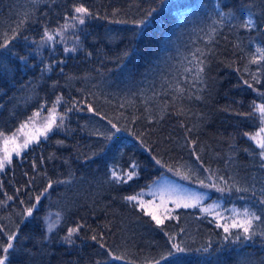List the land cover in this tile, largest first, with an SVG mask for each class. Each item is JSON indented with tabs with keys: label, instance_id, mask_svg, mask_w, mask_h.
I'll return each instance as SVG.
<instances>
[{
	"label": "trees",
	"instance_id": "16d2710c",
	"mask_svg": "<svg viewBox=\"0 0 264 264\" xmlns=\"http://www.w3.org/2000/svg\"><path fill=\"white\" fill-rule=\"evenodd\" d=\"M80 4L93 13L83 25L71 19ZM221 10L235 17L220 25ZM248 12L251 30L240 26ZM24 18L0 49V133L48 112L57 97V124L65 115L0 172V245L17 232L7 264H176V256L179 264H264V159L244 135L262 125L254 105L264 98L254 89L264 92V61L250 59L264 48V0H0V41ZM66 21L76 27L63 29ZM46 28L54 40L43 39ZM132 165L138 175L127 180ZM162 176L202 186L222 207L256 212L257 235L237 241L240 229L222 227L228 216L199 207L157 225L140 200L125 197ZM50 210L63 219L48 235ZM173 243L188 251L175 253Z\"/></svg>",
	"mask_w": 264,
	"mask_h": 264
},
{
	"label": "snow or ice",
	"instance_id": "6c2138e0",
	"mask_svg": "<svg viewBox=\"0 0 264 264\" xmlns=\"http://www.w3.org/2000/svg\"><path fill=\"white\" fill-rule=\"evenodd\" d=\"M218 7H219V5H218ZM153 11H155V10H153ZM74 12L77 15H75L71 19L73 21L78 22L80 25H83L85 23V17L93 15V13L90 12L89 8L85 7L83 4H80L79 6L74 7ZM148 15L150 16L151 12L148 13ZM218 15L222 18L221 20L217 21V23L220 25H223L225 23V20H227L228 22H231V20L235 17V13L231 10H229L228 12H224L221 10L218 13ZM26 22H27V18L20 20L19 24L17 25V28L12 30L13 35L11 36V38L6 37L2 41H0V49H4V48L8 47V45L11 43V41L14 40L17 35H19L18 29ZM121 22H124V21H121ZM145 22H146V20H139V21H133L132 23L143 25V24H145ZM240 26L245 28V29H249V30H251L252 28H255L257 26L255 20L253 19V14L251 12H248L247 18L244 20V22ZM68 27L75 28L76 23H72L71 25H69L66 21L65 24L63 25V29H66ZM54 31L60 32L62 34V29H57ZM212 31H213V33H215L216 30L213 29ZM43 39L45 41H51V40L55 39V36L53 35L52 32H50L46 28L45 29V35H44ZM210 39H211V37H210ZM65 51H76V48L73 47L72 49H65ZM257 52L260 54L259 59L252 58V59H250V63L260 64L261 61H264V48H258ZM125 55H127V53H125ZM193 55L195 56V54H193ZM201 55H202V53H201ZM196 59H197V64L199 66L198 70H197V77H199L200 73H202L204 70V67H203L204 66V60L200 59L199 57H196ZM245 71H248L247 67L245 68ZM252 79L254 82H259L257 75H253ZM243 83L245 85H247L249 88H253V84L249 83L248 80H244ZM254 90L258 92V95L260 97L264 98V92H260L258 89H254ZM60 99H62V97H57L56 104H54L53 108L50 110L49 117L46 118L43 126L40 129H37L36 133L34 135H28L27 138L24 139L22 144L16 143L15 134H13V137L11 138V143L14 145V147L12 148V152H15L17 155H19L20 152L23 149L28 148V146L30 144L38 142L40 139V136H44L45 138H47L48 133L51 132L54 127L60 128L63 126V119H64L65 114H60V123L57 124L56 105L59 103ZM254 106H255V110L257 112H259V114H260V119H261L262 125H264V103L259 104V105H254ZM71 110L72 109H67L66 111H71ZM88 110L94 111V109L92 108V106L90 104L88 105ZM97 115H99V113H97ZM35 116H39V112L34 113V117ZM32 120H33V117H29L28 121H26L25 124L21 125V129L26 127L27 123L31 122ZM113 127H115V125H113ZM261 133H264V126L260 127L259 132L255 133V134L245 133L244 135L248 136L250 140L255 141V143L261 149L259 155L262 158H264V136H261ZM2 135H3V133H0V136H2ZM9 142H10L9 138L4 139V141H3V143L5 145V147H4L5 155L3 157H0V171H3L6 164L11 163L12 155H11V152H9L8 147H7ZM197 159H199V157H197ZM157 163H159V161H157ZM136 167H137L136 165H132V169L125 174L127 180H132L134 176L138 175V173L135 170ZM112 176L117 181H125V177L121 176L115 170L112 171ZM220 179L223 180V177H220ZM212 186H215V185H212ZM48 187H51V184H49ZM221 190L223 191V189H221ZM228 190L230 191L231 189L229 188ZM237 190L238 191H246L247 189H237ZM45 191H47V188L45 189ZM138 196H139V194L133 195V196H127V197H125V199H127L128 201H137ZM8 199L11 200V199H13V197H8ZM39 200H40V197L37 196L36 197L37 203L39 202ZM261 203L264 204V200H261ZM179 206H181V205L178 203L177 207H179ZM35 207H36V205H33L30 208H27L25 210L26 215L31 216ZM140 207L141 208L145 207L143 202H140ZM183 207H196V204L185 203V204H183ZM148 215L151 216V218L155 221V223L157 225H162L164 223V219L167 218V209L164 210L163 218L160 215H157L156 211H154V210H150L148 212ZM238 215L242 216V219H233L231 224L223 225L222 227H224V231L226 233H229L230 230L233 228L240 229L241 231L236 233L234 236L235 240L239 241L241 239V236H243V238L246 240L252 239L253 236L257 235L256 227H258V225H256V222H261V216L257 215L256 212L250 211L247 208H245L243 210V212L238 214ZM82 227H83V225L77 224L75 227L69 228L67 230V235L65 237H63L64 241L67 242L68 244L74 243L72 237L74 235L78 234ZM0 228H3V225H0ZM51 230H52V226L49 225V232ZM181 231H183V229H181ZM259 234L264 236V231H261ZM16 238H17V232H12L11 234H9L7 236V241H8L7 244L6 245H0V264H7V262L9 261V250L15 251V247H14L13 242L16 240ZM91 239L97 240V236L93 235L91 237ZM224 239L227 240V239H229V237L225 236ZM103 246L104 245L101 244V247H103ZM172 248L175 249V253H183L185 251H188V249L183 248L179 244H176V243L172 244ZM206 250L207 249H205V251ZM168 256H174V253L170 251L168 253ZM114 258L118 259V260L124 259L123 256H115ZM161 259H165V257H161ZM181 259H182L181 257L176 256L175 257L176 264H179V261ZM155 264H160V262L155 261Z\"/></svg>",
	"mask_w": 264,
	"mask_h": 264
},
{
	"label": "rangeland",
	"instance_id": "374dc122",
	"mask_svg": "<svg viewBox=\"0 0 264 264\" xmlns=\"http://www.w3.org/2000/svg\"><path fill=\"white\" fill-rule=\"evenodd\" d=\"M259 104L262 103H258L257 105ZM50 110L48 112H39V116H35V117L33 114L31 116L33 117V120L27 123L26 127H24L23 129H21L20 126V128L18 129L19 131L16 130V132L10 135L8 134L2 135L0 137V157H3L5 155L4 153L5 145L3 141L6 138L10 139V142L7 145L9 152H11L12 156H18L15 152H12V148L14 147V145L11 143V138L13 137V134H15L16 143L22 144L24 139L27 138L28 135H34L36 133V130L40 129L43 126L46 118L49 117ZM56 114L58 116L57 112ZM23 124H25V122ZM262 126L264 125H261V127ZM257 132H259V130H257L253 134ZM261 136H264V133H261ZM44 138H45L44 136H40L39 141L43 140ZM253 143L256 144L255 141H253ZM32 144H30L29 146H31ZM26 149H23L20 152V154ZM7 165L8 164H6V166ZM210 195H211L210 191L206 190L200 185L197 186L190 185L188 183H183L179 180H176L170 176H162L156 179L154 182H152L147 188L143 189L138 196V200L143 202V204L145 205L144 209L147 213L150 210H154L156 211V214L160 215L162 218L164 216L165 209H167V218H171L177 209L183 207V204L187 203V204H196V207H199L201 211L211 213L217 217H221L224 215L228 216L230 221L229 224L232 223L233 219H242V216L238 214L242 213L244 209H239V208L230 209L228 207H222L219 201L213 198L209 199ZM178 203L181 206L177 207ZM183 208H190V207H183ZM232 209H234L233 216H231ZM62 219H63V214L60 211L57 210L48 211V213L44 218L47 233L51 234L52 232H54L57 229L58 225L61 223ZM49 225L52 226V230L50 232H49Z\"/></svg>",
	"mask_w": 264,
	"mask_h": 264
},
{
	"label": "bare ground",
	"instance_id": "6f19581e",
	"mask_svg": "<svg viewBox=\"0 0 264 264\" xmlns=\"http://www.w3.org/2000/svg\"><path fill=\"white\" fill-rule=\"evenodd\" d=\"M48 234V233H47ZM48 235H50V234H48Z\"/></svg>",
	"mask_w": 264,
	"mask_h": 264
}]
</instances>
